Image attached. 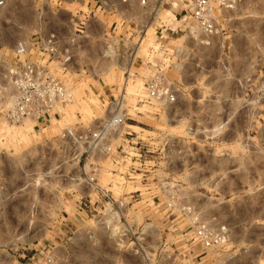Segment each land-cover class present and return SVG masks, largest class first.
<instances>
[{
	"label": "rangeland",
	"instance_id": "obj_1",
	"mask_svg": "<svg viewBox=\"0 0 264 264\" xmlns=\"http://www.w3.org/2000/svg\"><path fill=\"white\" fill-rule=\"evenodd\" d=\"M72 1L4 0L0 61L12 62L17 41L86 11ZM164 8L141 26L136 3L125 7L132 22L90 18L98 33L117 22V56L85 61L99 74L65 76L72 102L47 125L0 123V264H264V0H239L207 43L180 30L162 40L160 23L172 26ZM150 79L172 102L146 98ZM110 115L124 122L105 141L57 138ZM91 164L114 198L132 195L118 228L76 209L94 199ZM201 226L221 240L201 247Z\"/></svg>",
	"mask_w": 264,
	"mask_h": 264
},
{
	"label": "built area",
	"instance_id": "obj_2",
	"mask_svg": "<svg viewBox=\"0 0 264 264\" xmlns=\"http://www.w3.org/2000/svg\"><path fill=\"white\" fill-rule=\"evenodd\" d=\"M72 3L84 6L86 11L69 12L65 21L55 20L48 31L34 33L27 40H19L12 47L11 63L0 61V123L7 127H18L29 122L32 128L47 125L56 119L65 106L72 102L71 89L64 81L65 76L99 74V70L89 66L85 61L92 58H115V36L113 30L117 22L112 21V29L106 34L98 33L91 25L90 18L98 15L116 17L119 24L132 22L125 7L136 3L144 12L138 26L159 20L158 14L163 7L171 17L172 26L160 23L159 33L162 40H168L177 30L204 40L222 35V26L226 24L225 14L238 6L239 0H73ZM4 0H0V9ZM57 10L52 13L56 16ZM170 21V20H169ZM106 45V50L92 51L87 43ZM1 57V54H0ZM129 69L122 73L129 75ZM146 98L166 103L172 102V96L159 87L156 79H150L145 85ZM124 122L121 115L105 117L92 131L76 134L64 129L58 139L71 141L75 145L93 141H105L106 137L118 129ZM104 144V143H103ZM101 144L100 153L108 154L109 148ZM85 153V151H82ZM97 167L90 165L84 175V183L93 194L94 199L82 197L76 204L79 214L96 218L100 226L107 229L116 226L124 214L132 195L116 199L107 189L96 182ZM127 199L128 201H125ZM117 227V226H116ZM118 228V227H117ZM121 237L128 234L120 229ZM124 232V233H122ZM195 237L201 247L221 240V234L210 235L204 226L195 230ZM136 252V251H134ZM140 253L145 252L140 248ZM52 264V258L46 256L41 263Z\"/></svg>",
	"mask_w": 264,
	"mask_h": 264
},
{
	"label": "bare ground",
	"instance_id": "obj_3",
	"mask_svg": "<svg viewBox=\"0 0 264 264\" xmlns=\"http://www.w3.org/2000/svg\"><path fill=\"white\" fill-rule=\"evenodd\" d=\"M138 47L136 48V51H137ZM123 68H120V70H122Z\"/></svg>",
	"mask_w": 264,
	"mask_h": 264
}]
</instances>
